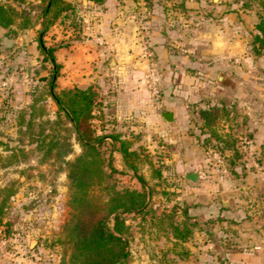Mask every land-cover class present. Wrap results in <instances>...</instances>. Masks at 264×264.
<instances>
[{
	"label": "rangeland",
	"instance_id": "rangeland-1",
	"mask_svg": "<svg viewBox=\"0 0 264 264\" xmlns=\"http://www.w3.org/2000/svg\"><path fill=\"white\" fill-rule=\"evenodd\" d=\"M65 1L69 8L43 28L39 0H0L12 9L13 18L8 28H0V204L4 211L0 238L6 240L0 264H62V259L67 264L68 251L63 257L57 238L75 218L71 196L76 191L68 174L84 149L48 95L51 64L37 48L41 38L46 47H54V59L58 48H63V54L69 49L84 51L81 46L90 37L82 34L81 7L76 0ZM203 1L200 5L195 0H146L155 8L156 23L169 29L171 43L185 38L166 74L153 65L160 74L153 100L156 111L176 113L175 122H169L175 126L172 132L191 136L201 148V161L198 184L190 186L169 161L179 156L178 151L171 155V143L163 139L168 140L170 132L156 126L147 130L144 135L152 139L148 144L138 143L136 134L129 136L138 153L136 174L145 182L148 208L143 214L123 215L129 225V255L121 264H264V50L255 53L252 41L260 9L254 2L241 7V0ZM199 11L201 17L191 14ZM224 15L226 19H221ZM209 17L200 27L201 18ZM200 30L215 33L223 50L232 40L233 52L228 50L217 60L210 56L207 66L204 61L199 65L195 52L188 49L195 50L199 44ZM94 40L102 44L98 37ZM67 88L71 87L60 88L54 80L55 92ZM94 91L93 112L99 104ZM221 105L228 114L215 126L236 148L233 165L229 163L233 151L222 148L220 141L211 139L218 148L201 143L211 137L201 129L199 110ZM96 116L93 113L90 120L93 135L105 136L96 148L104 170L109 172L108 164L115 169L103 180L94 178L87 185V195L105 201L109 186L142 190L133 173L122 162L119 169L112 156L117 143L113 146L107 136L117 133L101 126ZM190 156L198 157L193 152ZM182 208L196 227L184 243L173 246L165 214L178 222ZM24 227L32 242L20 239Z\"/></svg>",
	"mask_w": 264,
	"mask_h": 264
},
{
	"label": "crops",
	"instance_id": "crops-1",
	"mask_svg": "<svg viewBox=\"0 0 264 264\" xmlns=\"http://www.w3.org/2000/svg\"><path fill=\"white\" fill-rule=\"evenodd\" d=\"M76 1L81 7L78 12L83 21L82 34L90 39L84 42L81 46L84 51L79 53L69 49L63 54V48L57 49L55 62L59 69L54 78L55 83L59 84L60 88L83 89L90 86L96 89L99 104L93 112L97 115L95 121L109 130L113 129L121 138L136 134L141 140L138 143L143 141L146 144L152 140L151 135H144L147 130L156 126L170 132L166 137L168 140L163 139L166 143H171V155L178 151L179 156L175 154L169 161L175 164L176 170L182 173L183 178L187 173L197 172L201 161V148L195 146L191 136L180 137L172 132L175 126H170L171 124L163 119L162 113L170 112L172 123L176 120V113L171 109L156 111L153 99L143 83V75L150 65L157 67L161 75L167 73L171 61L175 59V51L180 49L179 45L185 43V38L182 36L171 43L169 29L164 30L156 23L158 17L155 15V8L153 4H146V0H103L99 4L87 0ZM184 2L187 3L188 0ZM195 2L201 5L204 1ZM191 14H197L199 17L201 12ZM177 15L180 16L178 13ZM205 19L201 18L203 23L199 24L200 27L205 25L207 20H211L210 17ZM221 19H226V15ZM197 35L199 44L194 46L195 50L189 48L188 51L195 52L196 63L199 65L204 61L207 66L205 60L210 59V56L217 60V57H222L228 50L233 52L232 40L223 45V50L218 45L215 33L200 30ZM95 37L102 40L101 45L95 44ZM62 54L63 58L60 57ZM162 101L167 103L166 99ZM255 137L253 141L259 143V128ZM191 152L197 153V159H191ZM112 156L119 161L120 169V153L113 149ZM224 210L226 208H222V211ZM217 214L228 217L224 212L219 214L217 211ZM25 228L20 231V239L32 242L28 239L30 231ZM1 262L3 263V260L0 259Z\"/></svg>",
	"mask_w": 264,
	"mask_h": 264
},
{
	"label": "trees",
	"instance_id": "trees-1",
	"mask_svg": "<svg viewBox=\"0 0 264 264\" xmlns=\"http://www.w3.org/2000/svg\"><path fill=\"white\" fill-rule=\"evenodd\" d=\"M17 3L23 0H12ZM42 3L41 15L45 18L43 28H46L62 11L69 8L65 0H39ZM99 3L102 0H87ZM241 7H248L249 3L254 2L260 9L257 14V21L254 24L256 33L253 35V51L258 53L264 50V0H241ZM13 21L12 9L6 5L0 4V28H8ZM37 48L45 56V59L51 64L50 76L48 81V95L55 103L59 112L63 114L66 121L71 124L75 133L76 140L79 142L84 152L79 154L74 162L71 163L73 169L68 174V178L75 188V195L71 196L74 204L75 218L70 224H65L63 232L58 235V242L63 250V257L68 251L67 264H121L128 255L129 225L126 223L124 214H143L147 208V192L145 191V182L143 178L136 174L138 153L133 147L132 137L121 138L119 134L107 136L114 146L115 150L121 155V161L126 169H129L133 176L143 187L137 189H116L114 186L108 187V198L100 201L87 195V185L94 178L103 180L108 177L110 171H114L110 164L107 165L109 172L103 167V161L99 156L96 145L105 136L93 135L90 120L93 118V108L97 104V93L90 86L86 88L71 87L62 89L59 92L54 91V78L57 73V64L54 59V47H46L41 40L37 39ZM225 106L207 107L199 110L201 119V129H206L211 138H203L201 143L204 147L218 148L216 144L211 143V139L220 141L223 146L233 154H229L230 164H234L233 155L236 154V148L233 143L227 142L225 134L218 132L216 123L222 115H227ZM3 205L0 204V226L3 217ZM169 220V227L172 245L180 246L192 234L196 227V222L190 221L192 216L186 208H182L180 220L171 221L170 214H165ZM111 220V226L108 221ZM162 221V219H159ZM190 221V222H189ZM185 249V248H184ZM186 254V249L182 251ZM62 264L64 260L62 259Z\"/></svg>",
	"mask_w": 264,
	"mask_h": 264
},
{
	"label": "built area",
	"instance_id": "built-area-1",
	"mask_svg": "<svg viewBox=\"0 0 264 264\" xmlns=\"http://www.w3.org/2000/svg\"><path fill=\"white\" fill-rule=\"evenodd\" d=\"M143 82L151 94L153 100H156L158 95V84H159V75L153 65L148 66L145 74L143 75ZM6 240L0 238V250L5 252Z\"/></svg>",
	"mask_w": 264,
	"mask_h": 264
},
{
	"label": "water",
	"instance_id": "water-1",
	"mask_svg": "<svg viewBox=\"0 0 264 264\" xmlns=\"http://www.w3.org/2000/svg\"><path fill=\"white\" fill-rule=\"evenodd\" d=\"M162 117L166 122L172 121V114L170 112H163ZM184 178L190 186H196L199 181L198 174L196 172L187 173Z\"/></svg>",
	"mask_w": 264,
	"mask_h": 264
}]
</instances>
